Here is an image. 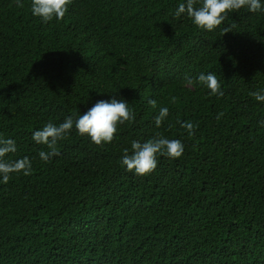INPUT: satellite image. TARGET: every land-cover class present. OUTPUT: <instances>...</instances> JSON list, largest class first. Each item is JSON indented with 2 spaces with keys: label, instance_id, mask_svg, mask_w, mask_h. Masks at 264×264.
Returning a JSON list of instances; mask_svg holds the SVG:
<instances>
[{
  "label": "trees",
  "instance_id": "obj_1",
  "mask_svg": "<svg viewBox=\"0 0 264 264\" xmlns=\"http://www.w3.org/2000/svg\"><path fill=\"white\" fill-rule=\"evenodd\" d=\"M182 2L72 0L45 23L31 0H0V137L16 141L5 159L32 162L0 182V264H264V102L250 95L264 94V11L207 32L175 18ZM209 73L223 97L197 82ZM113 97L135 120L110 144L73 127L40 159L34 131ZM157 133L184 154L158 157L147 176L127 171L123 149Z\"/></svg>",
  "mask_w": 264,
  "mask_h": 264
},
{
  "label": "clouds",
  "instance_id": "obj_2",
  "mask_svg": "<svg viewBox=\"0 0 264 264\" xmlns=\"http://www.w3.org/2000/svg\"><path fill=\"white\" fill-rule=\"evenodd\" d=\"M17 7H23L22 0H15ZM72 0H31V12L33 16L41 18L45 23L56 20H63L68 6ZM245 8L249 12L264 11V4L261 0H185L179 3L174 12L175 18L186 15L191 22L198 28L214 32L228 18L229 13L238 12ZM234 25L221 29L223 34L232 32ZM191 84V78H186ZM197 82L209 89V95L223 97L224 92L216 75L209 73L201 74ZM250 95L256 101L264 102V94L261 92H251ZM173 102L175 97L172 98ZM153 109L157 107L154 99L148 101ZM169 115L167 107H161L159 114L154 117V122L159 128ZM223 113L217 115V119ZM135 114L129 109L128 103L123 99L113 97L110 101L99 100L84 114L78 115L74 120L68 116L61 123L54 124L47 122L42 129L36 130L32 134V139L36 144L45 145L48 151H39L38 155L44 162H49L51 158L58 156V142L68 138L73 127L80 136H88L92 143L99 147L110 144L117 131L118 125L132 122ZM181 128L185 129L189 136L195 134L198 125L188 121L180 122ZM264 123V122H262ZM17 152L16 141L11 138L0 137V178L2 183L7 184L12 179V174L22 173L25 176L32 174V162L29 157L11 160L5 159L8 154ZM184 154V144L179 139H169L157 133L145 142L133 140L131 150L123 149L121 165L126 167L129 172L136 175L147 176L155 171L158 165V157H166L170 160L178 159Z\"/></svg>",
  "mask_w": 264,
  "mask_h": 264
}]
</instances>
